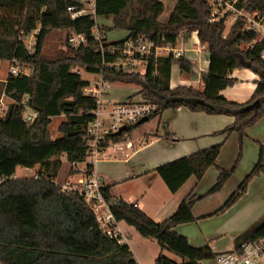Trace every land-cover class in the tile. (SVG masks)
Segmentation results:
<instances>
[{
  "label": "trees",
  "instance_id": "trees-1",
  "mask_svg": "<svg viewBox=\"0 0 264 264\" xmlns=\"http://www.w3.org/2000/svg\"><path fill=\"white\" fill-rule=\"evenodd\" d=\"M234 5L264 15V0H236ZM69 6L79 8L81 4L79 0H0V60L32 68L29 75L7 74L0 81V97L11 100L0 113V264H137L126 243L109 238L99 228L81 193L74 188L63 189L55 182L62 157L70 164L69 175H74L78 172L75 163L84 162L89 155L87 128L94 119L95 98L85 92L90 81L77 70L101 74L107 83L135 84L140 87L137 94L155 106L142 124H128L108 134L102 146L105 149L127 140L135 129L162 111L180 106L209 115L232 116L234 121L215 134L226 137L235 132L240 148L246 128L264 118V61L260 56L264 37L245 29L242 16L225 33L228 15L208 22L212 10L208 0H176L166 22L159 20L164 9L160 0H95V16L110 18L112 29L128 32L119 41L104 39V45H118L139 35L152 38L155 45L174 44L195 31L208 51V70L202 76L203 89L199 90L169 86L173 63H178L182 73L190 71V63L183 56L175 58L169 53L144 57V73H126L107 65L115 58L98 50L91 31L95 25L93 15L71 18ZM34 29L38 30L30 52L20 37ZM98 29L106 35L110 28L98 25ZM55 30L83 34L86 43L73 45L66 39L64 49L48 55L45 41ZM235 68H247L258 76L245 102L229 101L220 94L236 82L230 76ZM24 105L37 113L31 123L23 120ZM60 116V135L52 138L49 125L52 118ZM222 143L159 165L153 171L174 193L188 178L193 176L198 181L215 165ZM18 166L37 170L33 176L19 177L15 175ZM92 168L87 163L83 173L91 174ZM218 170L216 183L206 195L219 191L233 172ZM260 173H264L262 145L256 164L212 215L228 209L245 192L248 181ZM110 187L103 184L101 192L115 220L134 228L144 238L156 240L161 249L182 259L177 263L159 254L153 264H201L215 258L210 246L193 247L185 236L173 231L176 225L195 220L191 208L201 196L190 192L172 215L154 221L134 203L112 196ZM261 238L264 214L239 235L236 249L242 242Z\"/></svg>",
  "mask_w": 264,
  "mask_h": 264
},
{
  "label": "crops",
  "instance_id": "crops-1",
  "mask_svg": "<svg viewBox=\"0 0 264 264\" xmlns=\"http://www.w3.org/2000/svg\"><path fill=\"white\" fill-rule=\"evenodd\" d=\"M96 21L98 25H103L98 22L97 18ZM180 46L184 49L182 56L190 63V71L182 73L178 63H173L170 69L169 86L170 88L182 85L192 86L202 90L204 86L202 76L208 70L206 45L200 43L196 32L192 31L182 39ZM230 76L234 77L236 82L223 88L220 94L229 101H247L256 87L255 81L258 76L247 68H235L231 71ZM5 78H0V81H4ZM113 83L120 82L110 84ZM122 84L133 85L134 89L122 94L113 91L109 93V88L106 86V98L111 102L141 98V95L137 94L140 90L139 86ZM2 100L1 96L0 101ZM233 121L232 116L209 115L204 112L190 111L182 106L176 109H166L148 121L141 134H137V130H135L127 140L110 144L101 151V156L99 155V159L92 165V173L104 185H111L112 196L130 204L134 203L138 209L154 221H162L172 215L179 203L190 192L195 196H201L191 208L195 220L178 224L173 228V231L185 236L193 247L210 246L214 254L232 251L236 248L235 243L239 235L255 224L264 214V173H260L248 181L245 192L228 209L218 215H212L237 189L243 177L250 172L258 159V148L247 149L249 146L247 142V150L244 149V155H242L237 170L230 175L219 191L206 195L216 183L219 175L218 169H229L237 155L238 144L235 132H231L226 137L215 134ZM263 122L264 119L258 123H262L264 126ZM255 138L259 143H264L262 136H255ZM220 142L223 143L215 165L210 166L198 181L193 176L188 178L174 193H171L164 183H161L162 180L153 171L159 165ZM247 151L249 156H246ZM62 161L67 162L64 157H62ZM67 164L69 168L70 164L68 162ZM79 168L77 166L78 172L74 175L76 179L72 176L66 178L67 181L60 180L57 183L61 182L60 185H62L65 182L72 183L83 179L85 175L82 172L83 168ZM15 175L17 176L16 173ZM33 175L34 170L30 175L19 177ZM129 182L131 185L127 190L119 189L122 184ZM149 194H152L154 198L151 197V202L147 199ZM158 196V202L152 204V201H155ZM118 226L124 233L126 244L129 246L127 237L130 226L122 221L118 222ZM134 259L137 264H140L139 259L135 257ZM201 264H217V262L215 259L203 260ZM257 264H264V252Z\"/></svg>",
  "mask_w": 264,
  "mask_h": 264
},
{
  "label": "built area",
  "instance_id": "built-area-1",
  "mask_svg": "<svg viewBox=\"0 0 264 264\" xmlns=\"http://www.w3.org/2000/svg\"><path fill=\"white\" fill-rule=\"evenodd\" d=\"M236 0H208L211 4V15L207 18L208 22L213 21L216 17H224L226 14L231 18V24L238 18L245 19V29L253 31L259 38L264 37V15L258 11L252 13L246 12L243 9H237L234 5ZM81 7L69 6L67 10L71 18L78 17L84 14H91L95 19V25L91 28L97 48L101 54L109 53L115 58L113 62L107 63L116 70L131 73H144V57L150 55L172 54L178 58L182 56L184 49L180 46L183 37L177 39L174 44L155 45L152 38L146 35H139L134 38L124 40L118 45H104L103 41L106 36L98 29L95 16V0H79ZM38 29L32 30L29 34L20 37L26 41L28 51L33 50L35 41L33 36ZM66 39L73 45H84L86 39L83 34L69 32ZM107 40V39H106ZM261 59L264 61V48L261 51ZM141 66V69L137 67ZM32 68H27L26 65L10 61L8 74H25L29 75ZM77 72L81 73L80 70ZM107 82L102 79L101 74L94 77V81L85 88V92L95 98V107L92 111L94 119L88 125L89 140V155L87 162L91 165L99 159V155L105 143L106 136L112 132L118 131L121 127L138 122L143 117H147L155 109V106L142 98L137 100H127L124 102H111L106 98ZM1 102V101H0ZM2 112L5 108L1 107ZM37 117V113L31 110L27 105H24L23 120L31 123ZM114 144V143H112ZM86 163V164H87ZM79 163H75L77 168ZM85 164V165H86ZM85 171V167L82 172ZM63 189L74 188L78 190L84 201L91 208L99 228L109 237L116 238L121 243H126V238L122 230L118 226V222L109 210L108 204L105 202L101 189L103 183L92 173L84 175L83 179L78 181V186L73 187L71 183L61 185ZM136 206V205H135ZM264 252V239L255 241L242 242L238 249L228 252H220L215 255L217 264H257Z\"/></svg>",
  "mask_w": 264,
  "mask_h": 264
},
{
  "label": "rangeland",
  "instance_id": "rangeland-1",
  "mask_svg": "<svg viewBox=\"0 0 264 264\" xmlns=\"http://www.w3.org/2000/svg\"><path fill=\"white\" fill-rule=\"evenodd\" d=\"M160 1L164 4V9L159 16V20L161 22H166L176 0H160ZM97 20L99 23L110 28L106 31L107 41H111V42L119 41V40L124 39L127 36L126 30L118 29V28H113V29L111 28L112 27V20L110 18L97 17ZM230 24H231V18L229 16H227L226 21H225V25H226L225 33L227 32V30H228L227 28ZM66 35H67V32L62 31V30H55V31L51 32L45 41V45H44L45 53L48 55H55L57 51H59L60 49H64L65 41H66ZM34 40H35V37L33 36L32 41H34ZM9 65H10L9 61H0V78L1 79L5 78L6 74L8 73L7 71L9 69ZM27 68H29V67H27ZM137 69H141V66L138 65ZM81 75L84 79L90 80V83L94 81V75L93 74L81 71ZM107 88H109V93L111 91H113V92H117L120 94L130 92L134 89L133 85H127L126 86V85H123L122 83H113V84L109 83L107 85ZM114 100H115V98H114ZM10 101L11 100L8 99L7 97H3V100L0 102V113H2L1 107L5 108ZM62 119H63V117L52 118L51 123L49 125V129H50L52 138H57L60 135V133L57 131V127H58V124L60 123V121ZM262 119H264V118L259 119L253 125L246 128L245 133L242 137L241 148L239 147V137L235 133L236 137H237L238 152H237V155H236L231 167L227 170L233 169V172H235L237 170L238 165L241 161L242 155H244L243 153L245 150L254 147V149L258 148L257 150L259 152V147L261 145L264 146L263 145L264 143L263 144L259 143L258 139L255 138V136H262L264 138V126L262 125V123H258ZM145 124H147V122ZM145 124H143L142 126H140L137 129H135V130H137V134H141L144 131ZM247 142L249 144L248 147H247ZM246 147H247V149H246ZM246 156H249L248 151L246 152ZM89 159L90 158L87 157L83 163L86 164ZM83 163L78 164V166L80 167L79 169L85 167V164H83ZM69 169H70V165L68 168L67 162L62 161V165H61V167L58 171V174L55 178V182L57 183L60 180H62V182L67 181L66 178L72 177V176L74 179H76V176H74L75 174L69 175ZM33 170H34V174H35L37 167L26 168V167L18 166V167H16L15 173L17 174V176H27V175H30V173H32ZM244 178H245V176L243 177V179ZM66 183H71V182H65L62 185L66 184ZM161 183L163 184V181H161ZM60 184H61V182H60ZM71 184L73 185V187L78 186V182H72ZM130 185H131L130 182L124 183L119 187V189L127 190L130 187ZM164 186H165V184H164ZM151 197H152V199H154L153 195L149 194L147 197L148 201L151 200ZM158 200H159V196H158V198L155 199V201L154 200L152 201V204H155L156 202H158ZM128 231H129V236L127 237V242L129 243V247L131 248L130 250L133 254V257L139 259L140 264H153L154 260L157 258V256L159 254H162L163 256H165V257H167V258H169V259H171L177 263L182 262V259L179 256L169 252L168 250L161 249L159 247V245L157 244L156 240H154L152 238H144V237L140 236L135 231V229L132 227L128 228ZM209 260H212V259H209Z\"/></svg>",
  "mask_w": 264,
  "mask_h": 264
},
{
  "label": "water",
  "instance_id": "water-1",
  "mask_svg": "<svg viewBox=\"0 0 264 264\" xmlns=\"http://www.w3.org/2000/svg\"><path fill=\"white\" fill-rule=\"evenodd\" d=\"M145 121H147V117H143L142 119H140L137 124H142Z\"/></svg>",
  "mask_w": 264,
  "mask_h": 264
}]
</instances>
